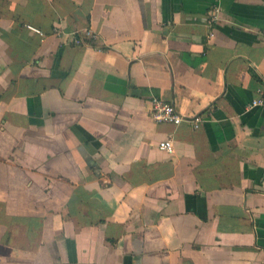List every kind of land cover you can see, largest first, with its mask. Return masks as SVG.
I'll list each match as a JSON object with an SVG mask.
<instances>
[{"label": "crops", "instance_id": "1", "mask_svg": "<svg viewBox=\"0 0 264 264\" xmlns=\"http://www.w3.org/2000/svg\"><path fill=\"white\" fill-rule=\"evenodd\" d=\"M261 94L264 0H0V264H264Z\"/></svg>", "mask_w": 264, "mask_h": 264}, {"label": "built area", "instance_id": "2", "mask_svg": "<svg viewBox=\"0 0 264 264\" xmlns=\"http://www.w3.org/2000/svg\"><path fill=\"white\" fill-rule=\"evenodd\" d=\"M216 11L218 12L219 9L217 8ZM214 20H218L217 14H213L212 17ZM28 27L40 35H44V32L34 26L28 25ZM55 31L60 34L61 32L56 28ZM98 37L97 33L93 30H86L82 33H76L73 36V42L75 45H81L86 41H94ZM251 107H264V94H261L259 97L254 98L250 104ZM148 110L155 121L158 122H168L174 124H180L181 122L188 120L192 122L196 127L200 125L203 121V116L201 114H195L191 117L184 116L175 106V104L160 99L158 97H153L149 101ZM160 149L173 153L174 152V142L172 139H165L159 142Z\"/></svg>", "mask_w": 264, "mask_h": 264}]
</instances>
